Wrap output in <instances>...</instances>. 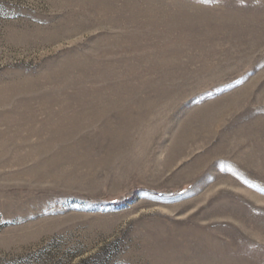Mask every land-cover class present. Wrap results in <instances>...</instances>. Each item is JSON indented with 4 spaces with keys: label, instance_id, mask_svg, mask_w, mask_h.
<instances>
[{
    "label": "rangeland",
    "instance_id": "rangeland-1",
    "mask_svg": "<svg viewBox=\"0 0 264 264\" xmlns=\"http://www.w3.org/2000/svg\"><path fill=\"white\" fill-rule=\"evenodd\" d=\"M0 264H264V0H0Z\"/></svg>",
    "mask_w": 264,
    "mask_h": 264
}]
</instances>
